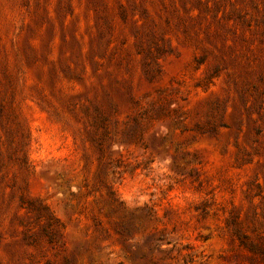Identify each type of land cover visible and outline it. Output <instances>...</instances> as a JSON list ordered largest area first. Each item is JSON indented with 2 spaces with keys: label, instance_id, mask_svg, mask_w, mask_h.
Segmentation results:
<instances>
[{
  "label": "rangeland",
  "instance_id": "rangeland-1",
  "mask_svg": "<svg viewBox=\"0 0 264 264\" xmlns=\"http://www.w3.org/2000/svg\"><path fill=\"white\" fill-rule=\"evenodd\" d=\"M0 264H264V0H0Z\"/></svg>",
  "mask_w": 264,
  "mask_h": 264
}]
</instances>
